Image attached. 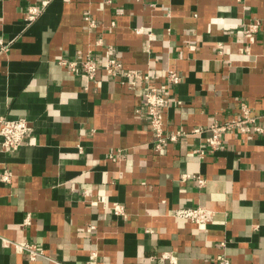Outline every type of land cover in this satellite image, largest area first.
I'll return each mask as SVG.
<instances>
[{
	"label": "crops",
	"instance_id": "0c3cea01",
	"mask_svg": "<svg viewBox=\"0 0 264 264\" xmlns=\"http://www.w3.org/2000/svg\"><path fill=\"white\" fill-rule=\"evenodd\" d=\"M0 37L10 43L0 120L31 128L17 150L0 149L10 175L0 181V264H214L221 253L264 264V117L262 133L226 132L220 149L193 153L241 102L264 112V0H0ZM87 56L117 58L144 80L130 89L63 64ZM170 69L179 84L166 83ZM152 87L167 99L165 133L203 131L156 150L144 104ZM196 206L212 211L209 223L173 214ZM8 241L41 254L30 260Z\"/></svg>",
	"mask_w": 264,
	"mask_h": 264
},
{
	"label": "built area",
	"instance_id": "2783aa9c",
	"mask_svg": "<svg viewBox=\"0 0 264 264\" xmlns=\"http://www.w3.org/2000/svg\"><path fill=\"white\" fill-rule=\"evenodd\" d=\"M46 2H42L41 7L30 6L26 16L28 23L32 22L41 12ZM260 28V21L254 20L253 22L245 25L243 29V35L249 41L253 40L254 34ZM10 47V43L5 42L0 37V53L6 52ZM75 71L80 72L88 79L94 80L97 73L103 72L105 76L118 80L122 85L130 89H135L139 81H143V76L136 70L126 69L123 64L117 58H108L105 61L95 60L92 57L87 56L84 60L79 62L69 61L64 62ZM181 75L173 69L167 71L166 83L169 85H177L181 82ZM145 101V115L154 139V148L159 150L163 148L168 142H176L180 137L189 134H199L203 130L201 128H194L190 132L177 130L169 133H165L163 129V116L162 109L167 103L166 97L158 91V89L152 87L147 88L144 92ZM264 117V112L261 115L252 113L251 109L244 102L239 104V115L226 122H214L206 129L210 134L205 138L204 147H198L193 150L199 158H203L206 152H214L221 148L223 135L226 132L235 131L241 134L249 133H262L263 127L257 124L259 118ZM31 128L25 118H2L0 120V149L2 151H15L24 142L27 136L30 134ZM113 159V156H109ZM195 179L199 186H203L204 180L202 178L183 175L182 179ZM0 181L7 183L10 181V175L8 172L3 170L0 174ZM112 212L114 215L125 216V208L122 204H112ZM174 216L181 219L190 220L197 224H207L212 220V211L202 207H179L173 212ZM29 221V217L26 218V222ZM14 248L19 252H26L30 260H35L41 251L38 250L35 244L21 241V242H10ZM223 245V244H222ZM162 258H169L168 254H161ZM57 264H61L57 262ZM214 264H230V260L226 254H219L214 259Z\"/></svg>",
	"mask_w": 264,
	"mask_h": 264
}]
</instances>
